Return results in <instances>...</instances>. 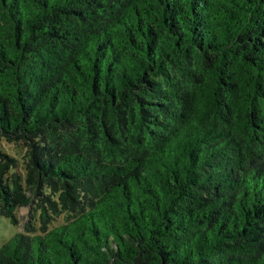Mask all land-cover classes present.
<instances>
[{"label": "trees", "instance_id": "trees-1", "mask_svg": "<svg viewBox=\"0 0 264 264\" xmlns=\"http://www.w3.org/2000/svg\"><path fill=\"white\" fill-rule=\"evenodd\" d=\"M33 199L0 264H264V0H0V214Z\"/></svg>", "mask_w": 264, "mask_h": 264}, {"label": "rangeland", "instance_id": "rangeland-1", "mask_svg": "<svg viewBox=\"0 0 264 264\" xmlns=\"http://www.w3.org/2000/svg\"><path fill=\"white\" fill-rule=\"evenodd\" d=\"M3 144H6V142H4ZM36 209V199H33V201L27 205L19 206L15 211L17 226L0 214V245L6 239L12 236L15 233L16 229L23 231L26 224H29L30 222H33L35 225H37L38 211H36ZM54 218V220L56 221L62 220L64 218L63 213L57 214V216H55Z\"/></svg>", "mask_w": 264, "mask_h": 264}]
</instances>
